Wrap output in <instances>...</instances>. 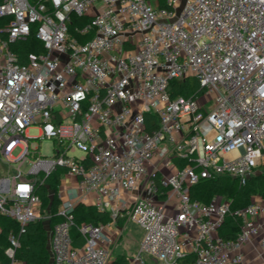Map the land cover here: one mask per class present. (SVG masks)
<instances>
[{
	"label": "built area",
	"instance_id": "1",
	"mask_svg": "<svg viewBox=\"0 0 264 264\" xmlns=\"http://www.w3.org/2000/svg\"><path fill=\"white\" fill-rule=\"evenodd\" d=\"M165 5L0 0V215L20 232L48 220L39 190L51 196L46 178L61 169L49 264H112L106 231L118 220L143 231L126 264H247L243 250L256 236L264 252V197L235 209L219 196L190 198L203 180L242 187L264 174V0ZM30 35L42 50L22 61L12 48ZM187 78L203 93L171 97L170 81ZM145 114L156 119L151 132ZM42 141L52 142L50 157ZM65 177L74 188H63ZM77 204L111 217L82 224L80 247L71 236ZM227 218L238 226L232 238L220 234ZM7 239L14 264L19 245Z\"/></svg>",
	"mask_w": 264,
	"mask_h": 264
},
{
	"label": "trees",
	"instance_id": "2",
	"mask_svg": "<svg viewBox=\"0 0 264 264\" xmlns=\"http://www.w3.org/2000/svg\"><path fill=\"white\" fill-rule=\"evenodd\" d=\"M150 3L156 1V7H165V0H147ZM152 4V3H151ZM13 51L24 61V56L28 52H38L42 47L38 41L30 35L26 40L16 43ZM171 97L183 96L196 98L203 93L198 83L193 78H187L184 81L172 80L168 89ZM145 129L151 132L156 127V119L152 114H145ZM174 164L180 166L178 158L174 159ZM62 170L58 169L52 175L46 178L49 188L53 194L48 196L45 188L39 190L41 198V213L47 211L50 215L49 228L58 222L56 210L58 199L56 190L62 175ZM253 195L264 197V174L252 176L245 186L239 187L234 180L225 177L203 180L192 186L190 189V198L202 203L210 202L214 197L225 196L231 201L233 209L243 207L248 204ZM74 225L71 229L72 245L80 247L84 243V237L79 232L82 224L97 225L108 220V214L96 210L94 207L77 204L73 211ZM238 226L234 220L227 218L224 226L220 230L223 238H232L235 236ZM13 233L18 242V247L14 253V260L18 264H49L48 237L47 229L41 220L31 222L24 226L20 232L17 224L4 216L0 215V264H10L5 257L4 250L8 246V235ZM127 258L122 257L121 264H126Z\"/></svg>",
	"mask_w": 264,
	"mask_h": 264
},
{
	"label": "crops",
	"instance_id": "3",
	"mask_svg": "<svg viewBox=\"0 0 264 264\" xmlns=\"http://www.w3.org/2000/svg\"><path fill=\"white\" fill-rule=\"evenodd\" d=\"M151 3L153 6L156 7V1H152ZM159 162H160V159H158V158H156L154 160V164H160ZM149 168H151V167H149ZM163 170H165V168H163ZM167 170L174 171L173 168H171V169L169 168ZM62 181H63L62 183L64 186L63 188L68 189V188H72V187L74 188L75 187L76 179L73 177H65L62 179ZM57 209H58V205H57ZM103 213L108 214V220L104 223H99V224H104V225L109 224L111 222L110 214L108 212H103ZM48 216L50 217L49 213H48ZM56 216H57V210H56ZM49 220H50V218L48 220H44V219L41 220L44 227L47 229V231H48V229H50L49 228L50 227L49 226ZM58 220H59V218H58ZM126 224L127 223H125L124 221L118 220L116 223H114V225H111L109 227L108 231H106L107 234L113 238L112 240L114 242V244L111 246L112 264H121L122 257L129 258L133 253H135L137 246H138V244L142 238L143 234L137 240H130L129 239V241H128V239H126L125 245L122 247V249H116L117 244L119 243V241L121 240V237L124 234V227ZM47 236H48V234H47ZM254 238H253L252 242L249 244L250 246L243 250L245 262L247 264H253V263H256L258 260H260V263H258V264H264V258H263V256H260V250L258 247V240L256 243H254ZM257 239H259V237H257ZM250 254H253L252 258L249 257ZM14 264H18V263L15 262Z\"/></svg>",
	"mask_w": 264,
	"mask_h": 264
},
{
	"label": "rangeland",
	"instance_id": "4",
	"mask_svg": "<svg viewBox=\"0 0 264 264\" xmlns=\"http://www.w3.org/2000/svg\"><path fill=\"white\" fill-rule=\"evenodd\" d=\"M73 18H74V20L76 21V19H75L74 16H73ZM70 28H71V27H70ZM70 31H71L70 34H71L72 36H74L75 33L73 32V29H72V28H71ZM199 102L202 103V102H203V99H200ZM28 135H29V136H36V135H37V129H34V128L29 129V130H28ZM51 148H52V142H51V141H42V142L40 143V149H39V150H40V154H41L42 156L50 157L51 154H52ZM75 155H76V156H79L80 153L75 152ZM14 166H15V165H14ZM15 167H16V166H15ZM5 168H6V166H4V165L0 166V171H1V170H4ZM27 169H28V164H24V165L21 167V170H22L23 172H26ZM163 173H164L166 176H170V175H172L173 171H170V170L165 169V170H163ZM220 198H221V201H223V200H228V198L225 197V196H220ZM47 214H48V212H47L46 210L43 211V215H47ZM142 234H143V231H142V229H141L139 226H137L136 224H134V223H132V222H128V223L125 225V227H124V234H123V236L121 237V240L119 241V243L117 244L116 249H122V247L125 245V241H126V239H128V241H129V239H130V240H137V239L140 238V236H141ZM257 240H258V239H257V236H256V237L254 238V243H256ZM249 246H250V245L248 244L247 247H246V246L244 247V249L248 248ZM262 256H263V258H264V252H262ZM249 257L252 258V257H253V254H250ZM258 263H260V260H258L256 263H253V264H258Z\"/></svg>",
	"mask_w": 264,
	"mask_h": 264
}]
</instances>
